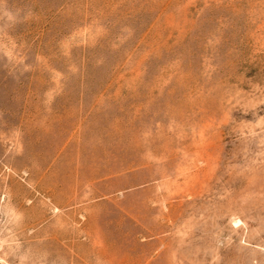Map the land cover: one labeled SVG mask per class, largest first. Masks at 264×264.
I'll use <instances>...</instances> for the list:
<instances>
[{"label": "rangeland", "instance_id": "obj_1", "mask_svg": "<svg viewBox=\"0 0 264 264\" xmlns=\"http://www.w3.org/2000/svg\"><path fill=\"white\" fill-rule=\"evenodd\" d=\"M0 264H264V0H0Z\"/></svg>", "mask_w": 264, "mask_h": 264}, {"label": "clouds", "instance_id": "obj_2", "mask_svg": "<svg viewBox=\"0 0 264 264\" xmlns=\"http://www.w3.org/2000/svg\"><path fill=\"white\" fill-rule=\"evenodd\" d=\"M10 15V14H9Z\"/></svg>", "mask_w": 264, "mask_h": 264}]
</instances>
